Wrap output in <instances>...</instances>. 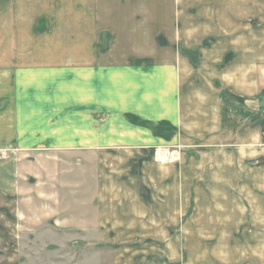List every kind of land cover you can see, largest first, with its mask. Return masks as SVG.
I'll return each instance as SVG.
<instances>
[{
  "label": "crops",
  "instance_id": "obj_1",
  "mask_svg": "<svg viewBox=\"0 0 264 264\" xmlns=\"http://www.w3.org/2000/svg\"><path fill=\"white\" fill-rule=\"evenodd\" d=\"M168 9L157 0L0 1V154L37 155L0 161L1 249H29L13 237L23 228L70 234L66 242L88 250L97 238L116 249L106 236L115 235L114 246L134 256L123 264H264V18L246 26L244 41L192 37V58L159 35L158 15L172 22ZM79 35H100L102 49L53 45ZM222 141L244 155L234 159L235 177L245 175L237 183L251 186L262 208H191L193 187L218 172L202 180V161L216 152L206 146ZM177 146L179 160L152 157ZM26 179L37 192L25 201L54 208L35 216L23 206L13 223V186Z\"/></svg>",
  "mask_w": 264,
  "mask_h": 264
},
{
  "label": "rangeland",
  "instance_id": "obj_2",
  "mask_svg": "<svg viewBox=\"0 0 264 264\" xmlns=\"http://www.w3.org/2000/svg\"><path fill=\"white\" fill-rule=\"evenodd\" d=\"M10 1L12 3L13 2L19 3L22 2L23 0H10ZM55 1L60 2V1H69V0H55ZM141 1L146 2L150 0H141ZM246 2L253 3L254 5L247 6L245 5ZM157 5L158 6L167 5V7L169 8L168 18L170 19V21L172 20L169 26L166 24L161 25L160 18L163 17V15L162 13L158 15L159 17L158 30L160 32L159 35L168 33L170 38H173V44L175 46L176 54L182 53L183 50L185 49L186 50V51L184 50L185 54L191 56L192 58L194 56V52H196L198 48V46H196V43H194V45H192V43H189L192 37L194 39L200 38L201 40L205 39L206 37L215 40L217 38L219 40H222L223 45H224V36L226 37L232 36V38H238L239 40L244 41L247 33L246 26L248 24L256 25L260 23L261 20L264 18V0H157ZM188 31L190 32L191 35L186 40H184L183 36L185 34H188L187 33ZM31 41L34 46L38 45L39 43L37 39ZM207 44L209 46L210 43ZM53 45L57 48H64V49H73V47L71 46L74 45H77L78 49H86V48L88 49V47L94 48L95 45L96 49H102L101 47L103 46V43L100 39V35L96 38V41L89 40L88 42L81 39V36L79 35L76 43L64 41V42H55L53 43ZM155 46L159 50L165 49L166 43L164 45L162 41H157V45ZM208 46L205 45L204 49L211 51L214 48V45H212V43H211V47ZM115 48H116L115 44L111 45V49H115ZM224 143L225 141H222L221 147L209 148V146H206L209 150L214 151V149H216L215 150L216 152L207 153L205 155V159L204 161H202V163L205 165L204 173L206 172V176L203 177L202 180L204 178L206 179L209 177H214L212 176V173L211 175L210 173H208L210 169H211L210 172H213V168H216L218 169V172H216L214 179L212 180L208 179L206 181V183L203 185L205 187L203 188L200 187V191L198 190L197 186L193 187L194 188L193 194L191 196L193 195L194 196L193 198H191V203H192L191 208L220 209L222 211L262 208V202L261 200H259L256 191L253 190V188L249 185L246 186L243 183L239 185V183H237V181L244 178L245 175H243L242 178L240 176H238L239 178L235 177L236 171L234 169L235 166L237 165L235 161L239 163H241V161L244 162V155L240 154L238 156H235V153L233 152L235 151V149L233 150L228 146L223 145ZM178 149L180 150L182 149V147L177 146V148H171V149L170 148L156 149L155 152L153 151L152 157L156 161V159H158L157 153L159 151H163L164 159L163 160L161 159V161L168 162V161L179 160ZM218 150L219 151L222 150V151H220V153H217ZM19 156H23L24 159L27 160L28 157H34L37 155L36 154L17 155V154L3 153L0 154V161H4L8 158H14L16 160L17 157L20 158ZM51 156H55V155H51ZM65 156L66 157L64 158L69 157V155H65ZM234 159L236 160L234 161ZM60 161L63 162L62 160ZM72 166L73 165H68V167H72ZM54 171L55 170H53V172ZM61 174L62 176L68 179L71 178L75 179L78 177L77 170L65 169V171H63ZM194 176L195 174L193 175V177ZM36 183L37 182L35 181L31 183L29 182L28 179L24 181L15 182L13 186L14 199H13V203L12 204L10 203L11 204L10 209H13V215H14L13 223H17L19 221L21 224L22 220L18 218L20 215L18 212H20V209L22 210L23 206L26 209H30L29 214L35 216H38L39 208L43 209L46 208V206L48 207L47 209L51 208L52 210V208H54L53 207L54 204L52 202L49 203L48 205L42 203V205L39 207L37 203H33L32 200L30 202L25 201L27 199L26 198L27 194L32 195L33 193L37 192ZM22 185L25 186L24 190L26 191L24 197L22 194L24 190L21 189ZM247 193H249L248 195L250 198L251 195L253 196V198L255 197L254 201H251L249 199ZM28 204L31 205L29 206ZM62 204L64 207L67 206L66 202H62ZM47 219L48 218H46V220ZM48 221L50 223L52 219H49ZM70 236H71L70 234H63V233L62 234L40 233V232L33 233L32 231L31 233H27L24 232L23 228H19V232H17V230L14 229L13 237L16 238L15 242H17L18 239H20V241L22 240L24 243L25 241L28 242L30 241L31 243L28 244L30 248L28 249L26 247V249L24 250L22 249L23 250L22 252L21 249L19 252L17 250L4 251L3 249L0 248V264H11L8 261L5 262V260L8 258L9 254H13L16 257L17 252L18 254L15 264H37L38 259L42 260V264H87V262L88 264H123L121 260H123L124 257L127 259L130 258L134 259L133 254H131L132 251H128V255H127V253L124 254L121 250L117 249L118 247L114 246L118 243L116 241L115 235H106L107 237H109V241H108L109 246H113V248H116V249H108V250L100 248V244H99L100 238H97V240L92 241L93 243H97L94 244V249L92 250L86 249L85 245H80L79 247L76 248V245L74 246L72 245L71 243L72 240L66 242V239L69 238ZM96 236L98 237V235ZM27 237L29 238V240ZM60 238H62L61 242H60ZM4 240H6L5 235L0 237L1 245H3ZM155 252L151 254H154ZM23 253L26 255L27 258L23 257ZM93 255H94V259L92 258ZM90 260L93 261L89 262ZM131 262L132 261L130 260V263L128 262V264H132Z\"/></svg>",
  "mask_w": 264,
  "mask_h": 264
},
{
  "label": "bare ground",
  "instance_id": "obj_3",
  "mask_svg": "<svg viewBox=\"0 0 264 264\" xmlns=\"http://www.w3.org/2000/svg\"><path fill=\"white\" fill-rule=\"evenodd\" d=\"M157 158L159 159V160H163L164 158H163V151H159L158 153H157ZM164 157H165V155H164Z\"/></svg>",
  "mask_w": 264,
  "mask_h": 264
}]
</instances>
